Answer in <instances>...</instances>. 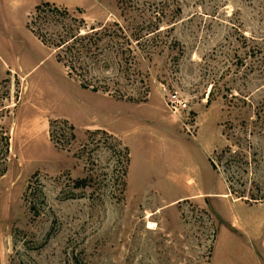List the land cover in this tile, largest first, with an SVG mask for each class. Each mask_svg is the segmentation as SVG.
<instances>
[{"label": "rangeland", "instance_id": "obj_1", "mask_svg": "<svg viewBox=\"0 0 264 264\" xmlns=\"http://www.w3.org/2000/svg\"><path fill=\"white\" fill-rule=\"evenodd\" d=\"M0 264H264V0H0Z\"/></svg>", "mask_w": 264, "mask_h": 264}, {"label": "trees", "instance_id": "obj_2", "mask_svg": "<svg viewBox=\"0 0 264 264\" xmlns=\"http://www.w3.org/2000/svg\"><path fill=\"white\" fill-rule=\"evenodd\" d=\"M50 4L43 3L41 5L37 6V11L43 12L46 10L47 7H49ZM114 24L118 26V29L121 30L123 33V37L127 39V41H130L131 36H128L125 34L126 28L121 24L120 21H114ZM122 25V26H121ZM144 25V24H143ZM29 27L34 33H37L42 41L46 43H50V47L54 48V50L57 51V59L59 62L63 63L66 67L68 74L70 77H76L80 80L81 85L83 88H90L93 91H100L104 90L118 98L121 99H127V100H134V97L132 94L128 95L124 90L117 88L112 91V89L109 86H100L98 84L92 83V81H89L84 78V74L82 73L81 69L82 67V61L83 55L85 56H91L94 60H98L99 55L101 53L100 50V44L105 38V36L108 37H120L118 33L116 34V31H110L108 26H100V27H91L89 29L84 30L82 32V29L79 30H70L66 35H59L58 38L54 41H47L44 39V37L36 31V29L33 27V22L29 23ZM115 33V34H114ZM67 37V38H66ZM136 40H139L136 38ZM142 100V99H141ZM124 154H125V161L127 163L130 162V150L128 146L124 148ZM245 161L249 163L248 157L245 158ZM211 165L214 169H218V163L215 159L210 158ZM231 193L236 194L238 197L241 198H247V199H257L254 194H246V190L244 191H237L234 190L232 187H230Z\"/></svg>", "mask_w": 264, "mask_h": 264}, {"label": "crops", "instance_id": "obj_3", "mask_svg": "<svg viewBox=\"0 0 264 264\" xmlns=\"http://www.w3.org/2000/svg\"><path fill=\"white\" fill-rule=\"evenodd\" d=\"M72 80V79H71ZM76 83V82H75ZM79 87H81L79 84H77ZM82 88V87H81ZM83 90H85V91H89V90H87V89H85V88H82ZM92 94H97V95H100V93L99 92H95V91H90ZM68 120H70V121H72L71 119H69V118H67ZM74 123V122H73ZM208 157V160H209V156H207ZM210 162V161H209Z\"/></svg>", "mask_w": 264, "mask_h": 264}, {"label": "built area", "instance_id": "obj_4", "mask_svg": "<svg viewBox=\"0 0 264 264\" xmlns=\"http://www.w3.org/2000/svg\"><path fill=\"white\" fill-rule=\"evenodd\" d=\"M175 98L177 97V96H174Z\"/></svg>", "mask_w": 264, "mask_h": 264}]
</instances>
